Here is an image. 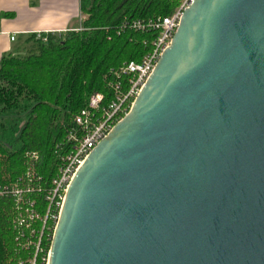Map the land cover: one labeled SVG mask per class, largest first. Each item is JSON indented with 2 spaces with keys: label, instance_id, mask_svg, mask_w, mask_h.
Here are the masks:
<instances>
[{
  "label": "water",
  "instance_id": "1",
  "mask_svg": "<svg viewBox=\"0 0 264 264\" xmlns=\"http://www.w3.org/2000/svg\"><path fill=\"white\" fill-rule=\"evenodd\" d=\"M74 173L47 264H264V0H192Z\"/></svg>",
  "mask_w": 264,
  "mask_h": 264
},
{
  "label": "trees",
  "instance_id": "2",
  "mask_svg": "<svg viewBox=\"0 0 264 264\" xmlns=\"http://www.w3.org/2000/svg\"><path fill=\"white\" fill-rule=\"evenodd\" d=\"M179 0H79L78 30L25 33L0 56V185L12 184L37 154L34 171L49 180L72 117L94 91L108 94L111 72L139 60L155 31L121 29L123 19L157 18ZM40 205H43L42 200ZM14 204L0 197V264H30L12 226ZM47 245V243H46ZM38 255L33 264H45Z\"/></svg>",
  "mask_w": 264,
  "mask_h": 264
},
{
  "label": "built area",
  "instance_id": "3",
  "mask_svg": "<svg viewBox=\"0 0 264 264\" xmlns=\"http://www.w3.org/2000/svg\"><path fill=\"white\" fill-rule=\"evenodd\" d=\"M191 1L179 0L170 14L157 18L123 19L117 33L123 28L156 32L150 39V48L139 60L124 62L118 69L109 71L112 75L108 81L110 92L103 94L94 91L89 95L86 104L73 114L72 125L60 146L59 162L49 180L42 181V177L34 171L37 154L29 151L25 154L28 162L22 175L17 176L12 184L0 185V197L7 195L13 201L11 227L20 247L29 251L26 261H30V264L42 253L45 255L41 259L47 264L50 240L66 189L74 173L98 140L104 138L110 132L111 126L130 110L162 50L169 45L182 11ZM77 18L78 26L70 30L81 28L80 21L84 17L79 13ZM40 33L42 32L35 33L36 37L40 36L44 41L45 37ZM13 38L10 34V39ZM39 200H42V206Z\"/></svg>",
  "mask_w": 264,
  "mask_h": 264
},
{
  "label": "crops",
  "instance_id": "4",
  "mask_svg": "<svg viewBox=\"0 0 264 264\" xmlns=\"http://www.w3.org/2000/svg\"><path fill=\"white\" fill-rule=\"evenodd\" d=\"M78 4L79 0H0V56L25 33H60L76 28Z\"/></svg>",
  "mask_w": 264,
  "mask_h": 264
}]
</instances>
